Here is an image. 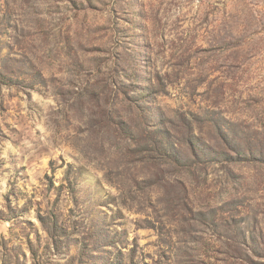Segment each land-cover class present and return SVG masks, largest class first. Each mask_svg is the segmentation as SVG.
I'll return each instance as SVG.
<instances>
[{
  "label": "rangeland",
  "instance_id": "obj_1",
  "mask_svg": "<svg viewBox=\"0 0 264 264\" xmlns=\"http://www.w3.org/2000/svg\"><path fill=\"white\" fill-rule=\"evenodd\" d=\"M0 264H264V0H0Z\"/></svg>",
  "mask_w": 264,
  "mask_h": 264
}]
</instances>
